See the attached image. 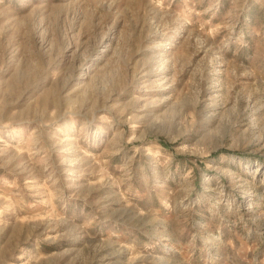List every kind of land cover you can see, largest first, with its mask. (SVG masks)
Here are the masks:
<instances>
[{"label": "rangeland", "instance_id": "rangeland-1", "mask_svg": "<svg viewBox=\"0 0 264 264\" xmlns=\"http://www.w3.org/2000/svg\"><path fill=\"white\" fill-rule=\"evenodd\" d=\"M0 264H264V0H0Z\"/></svg>", "mask_w": 264, "mask_h": 264}]
</instances>
